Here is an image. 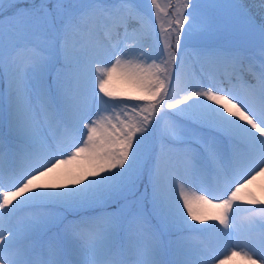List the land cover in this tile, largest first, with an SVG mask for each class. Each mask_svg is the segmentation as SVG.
<instances>
[{
  "label": "snow or ice",
  "instance_id": "6c2138e0",
  "mask_svg": "<svg viewBox=\"0 0 264 264\" xmlns=\"http://www.w3.org/2000/svg\"><path fill=\"white\" fill-rule=\"evenodd\" d=\"M261 177L264 0H0V264H264Z\"/></svg>",
  "mask_w": 264,
  "mask_h": 264
},
{
  "label": "bare ground",
  "instance_id": "6f19581e",
  "mask_svg": "<svg viewBox=\"0 0 264 264\" xmlns=\"http://www.w3.org/2000/svg\"><path fill=\"white\" fill-rule=\"evenodd\" d=\"M112 85H119L121 89H126V86L121 83L119 80H114ZM251 193L254 194L257 198H264L258 193H264V177L258 178L252 186H250ZM244 263V262H243Z\"/></svg>",
  "mask_w": 264,
  "mask_h": 264
},
{
  "label": "rangeland",
  "instance_id": "374dc122",
  "mask_svg": "<svg viewBox=\"0 0 264 264\" xmlns=\"http://www.w3.org/2000/svg\"><path fill=\"white\" fill-rule=\"evenodd\" d=\"M162 2H164V0H162ZM250 2H251V0H250ZM111 87H112L113 90H115L117 92H121V91H124L125 90V89H121L119 87V85H116V86L115 85H111ZM258 194L259 195H262L264 197V193L263 192L262 193L260 192ZM229 264H244V263L239 258H237V259H235L233 261H230Z\"/></svg>",
  "mask_w": 264,
  "mask_h": 264
}]
</instances>
